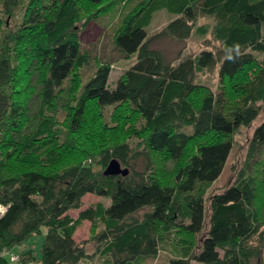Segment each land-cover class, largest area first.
I'll use <instances>...</instances> for the list:
<instances>
[{
    "label": "trees",
    "instance_id": "1",
    "mask_svg": "<svg viewBox=\"0 0 264 264\" xmlns=\"http://www.w3.org/2000/svg\"><path fill=\"white\" fill-rule=\"evenodd\" d=\"M85 1L105 2L29 0L13 31L3 34L0 26V264L8 262L3 248L23 244L42 227L47 233L40 263L78 264L89 256L75 237L85 220L104 224L97 238L110 264L157 256L173 232L172 245L182 256L170 264H251L264 247V229L261 247H249L261 227L254 176L243 171L212 194L209 211L206 195L224 171L235 131L264 112V0H139L115 35L119 49L137 53L136 61L113 88L111 66L104 63L78 96L71 91L60 143L55 120L44 111L58 110L63 85L82 57L74 24L81 20L80 9L89 15ZM22 2L1 0V7L15 17ZM163 9L176 17L150 37L147 27ZM201 16L215 19L212 33L220 49H203L176 62L152 46L156 36L186 40ZM217 66L219 91L196 81L198 72ZM110 105H117L116 125H107L101 115ZM121 105L129 112L116 115ZM127 124L129 138L141 139V152L140 143L115 132ZM263 146L264 120L254 130L248 159ZM153 154L176 161V172L161 175ZM91 156L103 169H95ZM115 158L129 169L126 176L104 174ZM88 194L108 197L110 204L83 208ZM146 207L143 218L135 216ZM72 210H79L77 217ZM207 217L199 249L175 242L181 239L178 228L200 233Z\"/></svg>",
    "mask_w": 264,
    "mask_h": 264
},
{
    "label": "rangeland",
    "instance_id": "2",
    "mask_svg": "<svg viewBox=\"0 0 264 264\" xmlns=\"http://www.w3.org/2000/svg\"><path fill=\"white\" fill-rule=\"evenodd\" d=\"M28 1L29 0H23L20 5L21 7L17 10V15L11 17L3 12L0 0V26L3 34L13 31V29L16 28L18 22L22 20L25 9L24 7ZM138 1L139 0H105L103 3H88L85 1L84 4L87 7V11L89 10V15L85 14V12L80 9L81 20L75 21L74 26L81 42L82 57L78 62L76 70L63 85V92L61 94L63 100L58 102L57 113L53 112L52 109L44 111V114L47 117H52L55 120V130L53 131L54 135L60 138V140L57 139L60 143L63 141L67 132L68 122L64 105L67 102L66 100L70 96L71 91H75L78 96L83 85L95 74L97 68L104 63L111 66V74L108 84L109 87L113 88L122 73L136 61L137 53L128 55L119 49L115 43V35L122 24L124 17L131 12ZM175 17V14H172L165 9L157 11L154 14L150 25L147 27L148 35L154 37ZM214 25L215 19L213 17L201 16L193 23L192 34L186 40L181 41L169 35L156 36L154 40H152V46L163 50L169 59L175 60L176 62L179 58H182L185 55H196L203 49H213L216 51L220 49L221 43L213 37L212 29ZM258 59L261 61L263 55L258 54ZM196 81L204 83L214 91H219V67L217 66L213 70L198 72L196 74ZM116 107L117 105H110L101 108L103 121L107 125H116V122L112 118ZM35 111L39 112V106H36ZM128 112L129 111L125 110L123 105H121L119 109H117L116 115H121V113L127 114ZM263 120L264 112L262 111L257 119L250 125L241 126L235 131L232 136L233 149L224 171L221 176L211 184L206 195V204L209 211L210 197L212 194L222 192L228 186L232 185L241 176L243 171L254 176L256 182L255 210L258 213V218L261 223L260 231L254 235L249 242V247L254 249L261 247L263 236H260V232L264 229V146L253 158L248 159V155L254 130ZM119 126H123L121 121ZM127 127H129V124H127L125 128L117 127L115 132H117L118 135H122L123 138L127 137L131 143H140L141 146L136 148V150L141 152L144 149L142 146L143 143L140 142L141 139L138 137L129 138L130 131L127 130ZM90 128H93V125L89 126V129ZM43 142L44 141H41L39 146H43ZM59 145L60 144L58 143L57 147ZM91 157L95 163V169H103L99 166L98 157ZM152 161L155 164V167H157L158 172L165 177H171L177 170V162L164 155L153 154ZM137 162L139 166H143L144 158L142 157V159H139ZM110 201L111 199L108 197L88 194L84 197L83 208L97 203H102L104 206H108ZM148 210L149 209L146 207L138 211L135 216L141 219ZM78 212L79 210H72L70 213L72 216L77 217ZM208 220L209 218L207 217L204 231L197 234H189L182 228H178L179 233H175H177L181 239L178 241L175 240V242H181L182 244L187 243V245H189L194 251L199 249L207 231ZM103 229L104 224L101 222L92 224L87 220L83 221L82 226L77 229L75 234L76 240L84 247L86 253L89 255L78 264H110V258L100 253L101 244L97 235ZM46 233L47 227H42L40 233L31 236L23 244L11 249L3 248L1 250V255L6 257L8 260L7 264H41V246ZM173 234L174 232L165 237V245L163 246L162 244L157 256L138 257L133 263L170 264L171 259L182 256L179 247H177L178 245L176 247L172 245V243H174V240L172 239H175ZM14 254L18 256L20 255L21 258L16 261L11 260L10 257ZM190 264L203 263L191 260ZM251 264H264V247L261 249L259 257L256 256L251 258Z\"/></svg>",
    "mask_w": 264,
    "mask_h": 264
},
{
    "label": "water",
    "instance_id": "3",
    "mask_svg": "<svg viewBox=\"0 0 264 264\" xmlns=\"http://www.w3.org/2000/svg\"><path fill=\"white\" fill-rule=\"evenodd\" d=\"M129 173V169L128 168H123L120 161L118 159H112L106 170L104 171L105 175H111V176H115V175H123L126 176Z\"/></svg>",
    "mask_w": 264,
    "mask_h": 264
},
{
    "label": "built area",
    "instance_id": "4",
    "mask_svg": "<svg viewBox=\"0 0 264 264\" xmlns=\"http://www.w3.org/2000/svg\"><path fill=\"white\" fill-rule=\"evenodd\" d=\"M3 212H4V208L2 206H0V214H2ZM10 259L13 261H16V260L20 259V255L18 256V255L14 254L10 257Z\"/></svg>",
    "mask_w": 264,
    "mask_h": 264
}]
</instances>
